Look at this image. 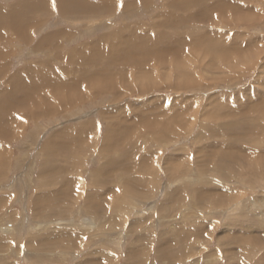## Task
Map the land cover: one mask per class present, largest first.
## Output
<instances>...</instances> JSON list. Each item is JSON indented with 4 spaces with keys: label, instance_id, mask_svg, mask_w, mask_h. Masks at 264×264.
<instances>
[{
    "label": "rangeland",
    "instance_id": "obj_1",
    "mask_svg": "<svg viewBox=\"0 0 264 264\" xmlns=\"http://www.w3.org/2000/svg\"><path fill=\"white\" fill-rule=\"evenodd\" d=\"M58 1L0 0V264H264V0Z\"/></svg>",
    "mask_w": 264,
    "mask_h": 264
},
{
    "label": "bare ground",
    "instance_id": "obj_2",
    "mask_svg": "<svg viewBox=\"0 0 264 264\" xmlns=\"http://www.w3.org/2000/svg\"><path fill=\"white\" fill-rule=\"evenodd\" d=\"M224 1V0H223ZM257 1H259V2H262L263 0H257ZM59 2V8L61 9V10H63V11H71V9L73 8V10L75 9V11L74 12H72V13H76V11L78 10H76V8H78L77 7V4L78 3H72V2H64L63 0H59L58 1ZM191 2V0H187L186 1V3H190ZM219 2H220V0H215V4H214V7L217 5V6H219L218 4H219ZM224 2H226V1H224ZM25 3H27V2H25ZM221 3V2H220ZM200 4V5H199ZM228 4H229V2H228ZM21 5V4H20ZM180 5H181V7H184V6H186L187 8L186 9H189L190 7H191V5L189 4V6L187 5V4H184V1L183 0H181L180 1ZM19 6V5H18ZM222 6V5H221ZM26 7V6H25ZM71 7V8H70ZM192 7H193V14H190V15H192V18L193 17H195V16H198V14L199 13H202L203 12V10L205 9V7L206 6H204L203 5V3H202V0H200V1H198V0H194L193 2H192ZM37 8V7H36ZM23 9V8H22ZM38 9V8H37ZM230 9H233V8H229V9H226V10H230ZM16 10V7H12L11 8V10L8 12L9 14L7 15V17H9V19H10V21H12V24H10L9 25V28H10V30H11V33H10V31H9V33H10V35H7L6 36V39H4V41L3 42H8V41H10V40H12L11 38H14V37H18L19 38V32H20V25L18 24V22L16 23L15 22V20H18V19H20V17L22 16V17H25V15L23 16V14H21V15H18V14H16V12L15 13H13L12 15H11V13L12 12H14ZM72 10V11H73ZM91 10V12H93V9H90L89 8V10L88 9H85V11H81L80 9H79V13H81V15H86V14H88V11H90ZM184 10V9H183ZM225 9H223L222 11H220V12H222V13H224L225 11H226ZM186 12H188V13H190L189 11H186ZM17 13H18V11H17ZM71 13V14H72ZM221 13V14H222ZM5 14V13H4ZM20 14V13H19ZM63 14V13H62ZM204 14H205V12H204ZM17 15V16H16ZM206 15H209V13L207 12L206 13ZM10 16H11V18H10ZM187 16H189V15H187ZM6 17V16H5ZM2 18V17H1ZM68 18V17H67ZM197 19V18H196ZM0 21H1V19H0ZM211 21V20H210ZM3 22V21H2ZM20 23V22H19ZM161 23V22H160ZM166 23L167 24H170L171 26H172V24H171V22L169 21L168 22V20L166 21ZM207 23H209V21H207ZM180 24V23H179ZM0 25H1V23H0ZM2 25H4V24H2ZM1 25V26H2ZM5 26V25H4ZM168 26V25H167ZM174 26V25H173ZM178 26V25H177ZM187 26V25H186ZM161 31H163V30H161ZM132 32L133 33H135L136 34V32H135V30H133L132 29ZM173 33H174V31H173ZM170 34H171V32H170ZM160 35V34H159ZM167 35V34H166ZM12 36H14V37H12ZM156 36V35H155ZM162 36V35H161ZM165 36V35H164ZM168 36V35H167ZM178 36H179V34H178ZM50 37L51 38H53L54 39V37H55V34L53 33V34H51L50 35ZM131 37V36H130ZM133 37V36H132ZM139 37H144L143 35H139ZM138 37V38H139ZM157 37H159V36H157ZM170 36H168V38H169ZM2 38V37H1ZM21 38H24V36L22 35V33H21ZM151 38V37H150ZM166 39H167V37H165ZM200 38V37H199ZM42 40H41V42L42 41H47L48 42V37L47 36H44L43 38H41ZM147 39V40H146ZM145 40L147 41V42H152V46L153 47H155V49H157V45H155L156 43L154 42V40L153 41H151V39H149V36H148V38H146ZM155 39V38H154ZM161 39V38H160ZM163 39V38H162ZM0 40H2V39H0ZM170 40V39H169ZM58 41V40H57ZM175 41V40H174ZM99 42V41H98ZM40 43V42H39ZM96 43V42H95ZM193 45V44H192ZM191 45V46H192ZM175 46V45H174ZM173 46V47H174ZM183 46V45H182ZM170 47V46H169ZM193 47H195L194 45H193ZM170 48H172V47H170ZM204 48V51H205V53L206 52H209L211 55H212V52H215V50H214V47L213 46H211L210 48H208V47H203ZM231 48V47H230ZM160 49V48H159ZM228 49V50H227ZM250 49V48H249ZM85 50V49H84ZM89 50H91V49H89ZM161 50V49H160ZM165 50V49H164ZM168 50L169 51H167V52H171L170 50L171 49H169L168 48ZM174 50H177V49H174ZM54 51V50H53ZM92 51H95L94 49H92ZM157 51V50H156ZM203 51V52H204ZM227 52V53H229V52H231L232 51V49H229V47L227 46H225L223 49L222 48H219V46H218V52H219V54L221 53L222 54V52ZM1 52H2V50H1ZM0 52V53H1ZM96 52V51H95ZM173 52V51H172ZM48 53V52H47ZM93 53V52H92ZM144 54H150L149 52H143ZM151 53H156V52H151ZM159 53V52H158ZM2 55H3V53H1ZM58 54V53H57ZM73 54V53H72ZM72 54L70 55V56H72ZM76 54V53H75ZM90 55V54H89ZM88 55V56H89ZM53 56H54V54H53ZM56 56H58V55H56ZM86 56V55H85ZM88 56H86V57H88ZM91 56H92V54H91ZM2 57V56H1ZM93 57V56H92ZM99 57H101V56H99ZM75 58V57H74ZM85 58V57H84ZM54 59V58H53ZM83 59V58H82ZM225 59V58H224ZM81 60V59H80ZM84 60V59H83ZM82 60V61H83ZM111 60L112 59H110V60H108L107 61V64L109 65V63L111 62ZM95 61V60H94ZM94 61H92V62H94ZM78 63H80V62H78ZM112 63H113V61H112ZM115 63H119L117 60H115L114 61V64ZM6 64V63H5ZM4 64V65H5ZM97 65H98V63H97ZM116 65V64H115ZM2 66V65H1ZM99 66V65H98ZM110 66V65H109ZM69 67V66H68ZM88 67V66H87ZM97 67V66H96ZM121 67V66H120ZM91 68V67H90ZM5 69V68H4ZM95 70V69H94ZM0 74H2L3 73V71L1 70V67H0ZM66 72V71H65ZM97 72V71H96ZM34 73H35V71H34ZM48 73H50V72H48ZM52 73V72H51ZM38 74V73H37ZM102 74V73H101ZM103 74H105V73H103ZM102 74V75H103ZM20 75L21 74H17V75H14L11 79H9L8 81H7V83H9L10 84V88L12 89L13 87H14V84H19V88L21 89V90H27L28 88H26V86H27V84H25V85H20V83H19V80H20ZM40 75H41V77H40V79L38 80V82H41V86L42 87H40V86H38V84H36V82L34 83V84H36V86L35 87H39V90H37V91H40V90H42V88L43 89H50V88H52L53 86H55V83H54V80H52V77L50 78H48V76H45V75H43L42 73H40ZM39 75V76H40ZM23 76V75H22ZM32 76V75H31ZM36 76H38V75H36ZM106 76H107V74H106ZM114 76V75H113ZM59 77V76H58ZM67 77V76H66ZM75 77V76H74ZM97 77V76H96ZM109 77V76H108ZM22 78V77H21ZM55 78V77H54ZM98 78H100V77H98ZM111 78V77H110ZM1 76H0V81H1ZM112 79V78H111ZM59 80H60V78H59ZM63 80V79H62ZM67 80V79H66ZM100 80H102L101 78H100ZM103 80H105V79H103ZM108 80H109V78H108ZM113 80V79H112ZM16 81L18 82V83H16ZM21 81V80H20ZM109 81H111V80H109ZM30 82V81H29ZM37 82V83H38ZM61 82V81H60ZM67 82V81H66ZM66 82H65V84H66ZM87 82V81H86ZM106 82V81H105ZM32 83V82H31ZM63 83V82H62ZM93 83V82H92ZM101 83V82H100ZM61 84V83H60ZM57 85H59V84H57ZM78 85V84H77ZM111 85V84H110ZM32 86V85H31ZM65 86V85H64ZM105 86V85H104ZM33 87V86H32ZM62 87V86H61ZM108 87V86H107ZM111 87V86H110ZM60 88V87H59ZM83 88V87H82ZM36 89V88H35ZM64 89V88H63ZM107 89V88H106ZM75 90H77V89H75ZM87 90V89H86ZM31 91V90H30ZM33 91V90H32ZM43 91V90H42ZM63 91V90H62ZM68 91V90H67ZM71 92H72V90H70ZM79 91V90H78ZM82 90H80L79 92H81ZM9 91L7 90L6 92H5V95H4V98L5 99H7L9 102H12V103H15V104H21V103H23V99L22 98H20L18 95H16V94H14V93H11V94H7ZM69 92V91H68ZM112 92V91H111ZM36 93V92H35ZM39 93V92H38ZM82 93V92H81ZM52 94V93H51ZM66 94H68V93H66ZM65 94V95H66ZM37 95V94H36ZM29 96H30V93H29ZM40 96H43V95H41L40 94ZM24 98H26L27 97V94H25L24 96H23ZM46 98V97H45ZM48 98V97H47ZM83 98V97H82ZM50 100V99H49ZM69 102H70V100H69ZM29 104H31V103H29ZM67 105L69 104V103H66ZM67 105H66V107H67ZM21 106V105H20ZM32 106H34V105H32ZM65 106V105H64ZM63 106V107H64ZM3 107V106H2ZM62 107V108H63ZM65 107V108H66ZM4 108V107H3ZM2 108V109H3ZM50 108V107H49ZM59 109H61L60 107H59ZM64 109V108H63ZM8 110V109H7ZM52 111V110H51ZM177 124V123H176ZM222 126V125H221ZM86 131V130H85ZM88 195H89V193H88Z\"/></svg>",
    "mask_w": 264,
    "mask_h": 264
},
{
    "label": "snow or ice",
    "instance_id": "obj_3",
    "mask_svg": "<svg viewBox=\"0 0 264 264\" xmlns=\"http://www.w3.org/2000/svg\"><path fill=\"white\" fill-rule=\"evenodd\" d=\"M53 5H54V0H53Z\"/></svg>",
    "mask_w": 264,
    "mask_h": 264
}]
</instances>
